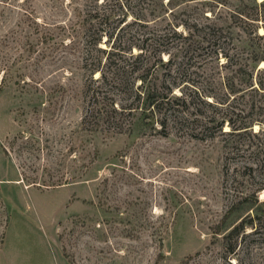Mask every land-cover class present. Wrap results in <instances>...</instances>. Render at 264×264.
<instances>
[{
  "label": "rangeland",
  "instance_id": "rangeland-1",
  "mask_svg": "<svg viewBox=\"0 0 264 264\" xmlns=\"http://www.w3.org/2000/svg\"><path fill=\"white\" fill-rule=\"evenodd\" d=\"M262 1L0 0V264H264V218L247 223L264 212V60L251 61L264 38L233 15ZM213 26L225 38L199 48ZM96 27L112 34L100 47L145 46L152 78L177 77L173 93L206 118L195 92L212 94L230 131L163 136L140 118L85 129L81 56ZM241 219L230 254L223 235Z\"/></svg>",
  "mask_w": 264,
  "mask_h": 264
},
{
  "label": "trees",
  "instance_id": "trees-1",
  "mask_svg": "<svg viewBox=\"0 0 264 264\" xmlns=\"http://www.w3.org/2000/svg\"><path fill=\"white\" fill-rule=\"evenodd\" d=\"M243 6L245 8L237 10L233 15L241 20L242 24L246 23L247 26L253 28V35L257 39H263L264 33L258 34L256 30L258 29L259 22L264 21V2L262 1L250 6L243 4ZM103 17L105 22L109 19V15H104ZM85 21L88 22L89 20ZM123 21L124 19H121L119 23ZM83 25L85 26V24ZM92 26L90 24L87 29H91ZM262 28L264 30V26ZM106 33L101 28L94 29L93 32L89 33L91 39L81 56V68L85 73L83 84L84 107L81 125L85 129L92 131L105 124L108 128L116 127L118 129L117 132H122L121 129L124 126L125 119L129 121V129H131L134 119L140 118L143 121H147L153 129H157L155 125L158 124L160 127L155 132L163 136L169 134L168 129L172 125L185 126L190 132L189 135L191 137L201 140L212 137L214 135L212 131L218 130L221 134H226L230 131L225 132L222 130L225 118L220 116L222 118L218 120L219 115L216 110H219V102L213 100L212 94H204L199 98V94L195 92L196 99H199L200 104L207 105L214 110L206 118L201 116L202 112H199L201 110L197 108L198 104L195 103L190 94L184 95L182 93L178 95L173 93V88L180 86L177 77L172 78L170 76V79L165 78L161 82H156L152 78L153 72L144 63L146 61V55L144 56L146 52L145 46L142 44H132L128 48H123L115 43V38L114 42L108 45V49L100 47L98 44L102 38L101 35H106L107 41L112 36V34ZM223 36L225 38V31L221 27H210L207 32L199 35L197 45L201 49L206 48L208 50L206 45H215V41L213 40H219ZM132 47H135L138 52L133 53ZM213 49V52L217 56L223 55L225 58L228 57L225 52L221 53L218 49ZM254 52L251 57L252 62L264 60V45ZM170 60L167 59L166 62ZM234 69L235 74L240 75L242 80L246 83L251 82L253 69H249L247 64L236 65ZM95 74L98 75L95 76ZM115 95L119 96V102L115 100ZM207 96H210L212 99H207ZM253 121L254 119L244 122L242 128H246L247 130ZM1 148L3 153L9 156L10 152L8 148L3 144H1ZM32 182L36 181L33 180ZM59 183L61 182H40L41 185H55ZM244 199L248 201L249 196H245ZM226 217L227 214L223 216L219 223L213 226L214 234L222 232L221 225ZM263 218L264 212L255 214L248 217L247 223L254 224L255 219L260 221ZM245 221L241 219L232 225L223 235L226 250L230 254L234 251L238 235L247 224Z\"/></svg>",
  "mask_w": 264,
  "mask_h": 264
},
{
  "label": "bare ground",
  "instance_id": "bare-ground-1",
  "mask_svg": "<svg viewBox=\"0 0 264 264\" xmlns=\"http://www.w3.org/2000/svg\"><path fill=\"white\" fill-rule=\"evenodd\" d=\"M260 65H261V63H260Z\"/></svg>",
  "mask_w": 264,
  "mask_h": 264
},
{
  "label": "crops",
  "instance_id": "crops-1",
  "mask_svg": "<svg viewBox=\"0 0 264 264\" xmlns=\"http://www.w3.org/2000/svg\"><path fill=\"white\" fill-rule=\"evenodd\" d=\"M1 148V147H0Z\"/></svg>",
  "mask_w": 264,
  "mask_h": 264
}]
</instances>
